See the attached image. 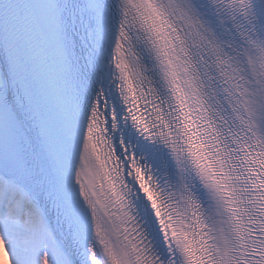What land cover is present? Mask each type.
I'll return each mask as SVG.
<instances>
[{"label":"snow or ice","instance_id":"1","mask_svg":"<svg viewBox=\"0 0 264 264\" xmlns=\"http://www.w3.org/2000/svg\"><path fill=\"white\" fill-rule=\"evenodd\" d=\"M0 264H264V0H0Z\"/></svg>","mask_w":264,"mask_h":264}]
</instances>
